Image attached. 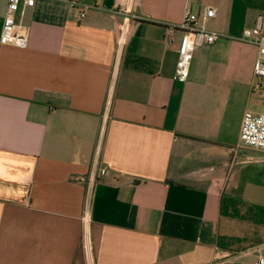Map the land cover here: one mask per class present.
<instances>
[{
    "label": "crops",
    "instance_id": "1",
    "mask_svg": "<svg viewBox=\"0 0 264 264\" xmlns=\"http://www.w3.org/2000/svg\"><path fill=\"white\" fill-rule=\"evenodd\" d=\"M71 1L36 0L18 17L28 47L0 43V264L263 256V225L234 202L264 169V151L240 140L244 115L262 99L252 90L257 48L240 37L264 0H129V14L122 0H82V19ZM206 6L217 11L219 38L195 51L181 80V35L167 27L185 7ZM242 44L252 60L238 84L226 75Z\"/></svg>",
    "mask_w": 264,
    "mask_h": 264
},
{
    "label": "built area",
    "instance_id": "2",
    "mask_svg": "<svg viewBox=\"0 0 264 264\" xmlns=\"http://www.w3.org/2000/svg\"><path fill=\"white\" fill-rule=\"evenodd\" d=\"M129 2V0L121 1L119 10L121 14L130 13ZM35 4L36 0H8L0 38L1 45L19 49L28 47L29 28L19 21L18 17H23L26 8L34 7ZM70 5L79 10L81 19L85 17L86 11L80 9L82 0H73ZM216 17L217 11L212 7L206 6L198 12H193L190 8L185 7L182 22L179 25L167 27L168 36H173L176 33L181 35L177 48V74L181 80H186L189 77L195 51L206 45L214 44L218 40L219 35L207 28L208 23ZM240 41L252 44L257 48V57L253 69L254 82L252 90L254 92L264 85V15L258 16L254 28L244 30ZM240 140L248 148L264 151V112H248L244 115ZM108 174L109 172L106 169L100 171L102 176ZM88 245L89 242H84L86 249H88ZM213 264L230 263L215 262ZM252 264H264V256L258 257Z\"/></svg>",
    "mask_w": 264,
    "mask_h": 264
},
{
    "label": "rangeland",
    "instance_id": "3",
    "mask_svg": "<svg viewBox=\"0 0 264 264\" xmlns=\"http://www.w3.org/2000/svg\"><path fill=\"white\" fill-rule=\"evenodd\" d=\"M207 28L211 32H217L218 27L215 22L211 21L208 23ZM247 28L252 29L254 27L249 25ZM241 52L242 58L240 59V63H234V65L231 67V69H229L226 75L228 78L227 80H235L238 84L242 82L247 83L249 81L250 63L252 60V50L249 45L242 44ZM227 84L228 83L222 81H219V83H217L220 88L226 89L228 88ZM229 84L233 85L234 82H229ZM253 93H255L254 95L256 97L261 96L262 99L257 100L256 98L251 102V112H264V85L261 89L255 90ZM252 179L253 181L256 180L258 184L254 186L252 184L249 185L246 192L236 196L237 199L234 204L237 205V209H239L238 211L244 214L245 219L256 221L264 227V169L261 170V174L259 173ZM251 262H247V264H251Z\"/></svg>",
    "mask_w": 264,
    "mask_h": 264
}]
</instances>
